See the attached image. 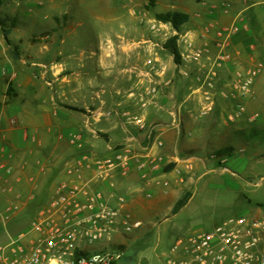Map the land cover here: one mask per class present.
Segmentation results:
<instances>
[{
  "label": "rangeland",
  "instance_id": "rangeland-1",
  "mask_svg": "<svg viewBox=\"0 0 264 264\" xmlns=\"http://www.w3.org/2000/svg\"><path fill=\"white\" fill-rule=\"evenodd\" d=\"M220 2L64 0L62 11L56 12L47 10L44 0H0V106L54 102L77 114L76 84L84 81L91 93L88 72L92 60L99 61L98 74H102L108 66L101 59L110 57L116 60L115 71H125L127 77L110 79L116 85V104L107 91V79L99 80L102 85L95 88L99 152L105 149L103 129L108 121H117L120 131L126 132L127 119L142 116L141 112L131 115L110 106H164L163 118L179 128V160L191 164L190 172L184 166L185 174H176L182 178L176 191L156 201V206L148 209L149 217L134 213V218L142 220L138 229L114 235L110 245L122 252L117 264H162L175 239L208 229L230 216L264 220V90L250 98V94L241 99L222 96L230 81L222 76L226 66L216 69L212 87L205 86L210 64L187 58L189 51L183 42L187 37L197 46L205 40L213 43L212 35L201 38L202 29L220 21L217 12L204 8L212 3L220 7ZM255 8L264 10L263 5ZM167 12L184 13L187 19L174 27L157 18ZM171 40L178 61L171 52ZM81 69L87 72L83 80L77 78ZM204 90L209 91V99ZM238 102L244 114L230 121L227 115L235 112ZM13 110L9 116L18 115V110ZM46 147L50 152L53 144ZM171 166L166 163L162 169ZM55 167L47 185L54 181L60 166ZM182 198L187 201L176 212H165L168 205ZM33 210L15 221L0 223V243L7 238V231L25 229Z\"/></svg>",
  "mask_w": 264,
  "mask_h": 264
},
{
  "label": "crops",
  "instance_id": "crops-1",
  "mask_svg": "<svg viewBox=\"0 0 264 264\" xmlns=\"http://www.w3.org/2000/svg\"><path fill=\"white\" fill-rule=\"evenodd\" d=\"M63 1L44 0L47 10L56 12L62 11ZM196 1L199 2V0ZM226 3L229 4L228 7ZM257 5L264 6V0H221L220 7L212 3L204 8L208 12H217L219 23L230 21L235 10L242 12L243 27L230 39L229 43V51L235 57V61L231 64L232 68L226 66L222 76L228 78L227 80L233 79L235 69H244L255 62H261L263 69L254 80L249 98L264 90V10L255 8ZM193 18L196 19L195 13ZM101 63L104 66L107 65L108 69L98 74L99 61L92 60V71L88 72L91 93L88 92V84L84 81L76 84V100L79 103V106H76L79 109L77 114L54 102L43 106H0V223L7 224L34 209L31 222L39 207L45 203L51 186L58 179L67 176L65 172L69 165L72 166L73 173L76 170L80 171L83 179L87 180L92 187L100 186L106 191L122 194L126 199L125 210L133 217L134 213L138 217H149L148 209L155 207L156 201L176 191L175 188L180 183L175 171L179 169L183 176L185 173L182 169L185 163L182 159L175 161L176 158H180L178 147L181 137L178 126L173 122H166L161 115L165 109L164 106L145 108L110 106L131 115L141 112L142 116L135 117H144L146 126L140 129L133 122H129L124 124L127 131L121 132L119 128L121 126H118L117 121H108L103 129L106 133L105 149L99 152L97 134L99 122L94 115L99 106H95L97 101L94 93L98 94L95 88L102 85L99 84V80L107 79L106 87L109 86L107 91L111 95L112 103L116 104L114 80L120 76L127 77L125 71H115V58L102 57ZM86 73V70L81 69L77 78L81 80L87 78ZM111 78L114 80L110 81ZM88 95L91 98L90 101ZM250 105L252 106L251 103ZM13 109L18 110L19 113L12 117L9 115L14 111ZM84 111L92 113L85 115ZM118 132H120L119 135ZM72 133L80 134L81 138L78 142L70 140ZM158 142L163 144L162 147L157 146ZM50 143L53 144V149L49 152L46 146ZM116 143L117 146H115ZM115 152L127 153L138 160H144L145 157L155 159L157 156H162V160L154 161V168H149L143 175L134 166L130 168L126 176H121L115 171L112 177L115 188L111 190L105 182L96 179L93 158L110 157ZM82 157L86 160L79 163ZM166 163H172V166L164 171L162 167ZM57 165L60 167L54 181L47 185ZM187 171L190 172V170ZM166 180L167 183H165ZM147 192L151 193L150 197L146 196ZM39 201H41L40 205L36 206ZM177 201L178 199L174 204ZM173 205H168L165 212L173 209ZM20 231L22 230L14 233L7 231L6 237L14 236Z\"/></svg>",
  "mask_w": 264,
  "mask_h": 264
},
{
  "label": "built area",
  "instance_id": "built-area-1",
  "mask_svg": "<svg viewBox=\"0 0 264 264\" xmlns=\"http://www.w3.org/2000/svg\"><path fill=\"white\" fill-rule=\"evenodd\" d=\"M243 24L244 16L240 11L230 21L203 26L201 38L205 40L212 35L211 45L205 40L197 46L192 38H183L189 51L187 58L210 64L205 86L212 87L216 69L235 61L229 43ZM262 69L261 62L235 69L234 78L227 82L221 95L237 99L246 97L252 92L254 80ZM205 93L209 99V91L204 90ZM211 106L212 101L206 107L210 109ZM235 107V112L227 115L230 121L244 114L242 103H236ZM127 121L140 129L146 126L140 117L134 116ZM80 138L79 133L70 134L72 142H78ZM162 145L157 143L159 147ZM83 160L86 158L82 157L78 162ZM161 160L162 156L138 160L127 153L115 152L110 157L93 158V164L96 179L113 190L115 171L126 176L134 166L143 175L149 168H154V161ZM184 166L187 170L191 168L189 162ZM72 170L69 165L65 172L67 176L51 186L45 203L29 225L0 243V264H117L122 252L110 245L114 235H126L138 229L141 221L125 210L126 199L122 194L106 191L100 186L92 187L80 171L73 173ZM175 172L180 175L179 169ZM177 180L182 181V178L177 177ZM146 196L150 197L151 193L147 192ZM100 245L106 247L98 249ZM162 264H264V220L230 216L208 229L180 236L172 243Z\"/></svg>",
  "mask_w": 264,
  "mask_h": 264
},
{
  "label": "trees",
  "instance_id": "trees-1",
  "mask_svg": "<svg viewBox=\"0 0 264 264\" xmlns=\"http://www.w3.org/2000/svg\"><path fill=\"white\" fill-rule=\"evenodd\" d=\"M157 18L164 20V21H169L173 24L174 27H178L179 24L186 21L187 15L184 13H180V12H167L165 14H157ZM169 45H170V49L174 56L175 61H178V52L174 44V41L171 40V43ZM186 201L187 200L185 198L178 200L173 207V211L176 212L181 206H183L186 203ZM40 203L41 201H39L38 205L36 206H39Z\"/></svg>",
  "mask_w": 264,
  "mask_h": 264
}]
</instances>
